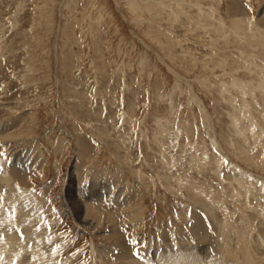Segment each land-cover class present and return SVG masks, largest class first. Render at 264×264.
<instances>
[{"label": "rangeland", "instance_id": "obj_1", "mask_svg": "<svg viewBox=\"0 0 264 264\" xmlns=\"http://www.w3.org/2000/svg\"><path fill=\"white\" fill-rule=\"evenodd\" d=\"M0 264H264V0H0Z\"/></svg>", "mask_w": 264, "mask_h": 264}, {"label": "bare ground", "instance_id": "obj_2", "mask_svg": "<svg viewBox=\"0 0 264 264\" xmlns=\"http://www.w3.org/2000/svg\"><path fill=\"white\" fill-rule=\"evenodd\" d=\"M81 205V204H80ZM85 220V219H84ZM168 257V256H167Z\"/></svg>", "mask_w": 264, "mask_h": 264}]
</instances>
